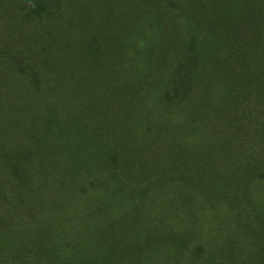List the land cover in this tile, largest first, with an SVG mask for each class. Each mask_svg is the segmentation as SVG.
I'll use <instances>...</instances> for the list:
<instances>
[{"label":"trees","instance_id":"trees-1","mask_svg":"<svg viewBox=\"0 0 264 264\" xmlns=\"http://www.w3.org/2000/svg\"><path fill=\"white\" fill-rule=\"evenodd\" d=\"M217 1L204 50L191 38L170 74L171 51L144 74L105 52L53 73L55 147L41 158L59 182L35 168L34 196L0 171V264H159L168 242L172 264H264V20L250 0Z\"/></svg>","mask_w":264,"mask_h":264},{"label":"rangeland","instance_id":"rangeland-1","mask_svg":"<svg viewBox=\"0 0 264 264\" xmlns=\"http://www.w3.org/2000/svg\"><path fill=\"white\" fill-rule=\"evenodd\" d=\"M250 1L255 5L253 17L257 15L260 25L264 20V0ZM221 5L217 0H0V171L8 177L11 172L15 185H24L34 196L43 190V185L35 181L29 187V176L36 172L35 168L47 167L50 186L59 182L50 174L53 161L46 165L41 158L46 149L55 147L49 132L56 105L53 73L62 71L71 76L84 72L98 63V52L102 64L105 52L109 56L107 63L111 59L117 71L128 65L129 76L144 74L151 63L152 70L156 63L162 66L161 54L171 51L166 56L167 69L163 67L170 74L169 71L174 72L171 62L180 64V53L185 54L191 38L195 52L198 40L204 50L206 41L202 42L209 30L204 22L214 19ZM190 8L195 10V16L190 15ZM119 23L125 31L121 37L117 31ZM110 33L115 36L105 38ZM263 35L264 26L261 42ZM164 36L171 44L163 45ZM85 46L92 59L88 52L84 55ZM160 73L158 70L146 78L151 80L159 74L160 79ZM191 75L189 70L179 78L182 90L191 83ZM186 91L187 87L183 93ZM186 102L187 99L182 100L184 105ZM244 123L247 127L248 121ZM23 191L19 189L16 194ZM37 203L35 200L30 205L36 204L37 208ZM203 224L206 234L216 229L208 221ZM150 231L153 230L147 232ZM156 242L157 247L160 241ZM170 248L168 242L154 259L159 264H172Z\"/></svg>","mask_w":264,"mask_h":264}]
</instances>
